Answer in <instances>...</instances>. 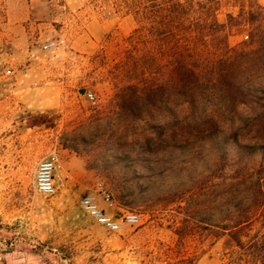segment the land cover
Listing matches in <instances>:
<instances>
[{"label": "rangeland", "instance_id": "rangeland-1", "mask_svg": "<svg viewBox=\"0 0 264 264\" xmlns=\"http://www.w3.org/2000/svg\"><path fill=\"white\" fill-rule=\"evenodd\" d=\"M165 1L160 0V3ZM258 2L264 8V0ZM75 3L77 10L71 13L72 17L68 25L58 24L54 29L57 39L53 42H58V47L53 50L43 49L42 66L45 72L41 87L47 88L59 84L62 87L61 106L52 112L44 113L41 118H37V122L43 124L45 131H59L60 144L78 153L86 159L90 168L99 173L105 180L113 204L117 203L122 209L118 214L122 211L136 212L140 215V222L138 225L126 227L120 233H112L96 224L78 206V212L82 215L81 225L91 228L92 239L89 246L87 245L85 249L78 248L74 245L77 239L74 240L70 236L69 244L56 253L61 255L63 261H57V256L50 255L51 253L45 250V245L43 248H38L44 250L40 252L39 260L41 258L42 262L47 261L48 263L45 264L264 263V251L259 252L252 246L253 239L260 240L264 236V163L260 167L259 158L247 159L250 165L244 173L259 177L261 187L245 193L248 196L246 209L237 212L231 206L229 210L223 212L220 210L221 198L216 187L220 176V165L217 164L215 157L218 135H229L232 126L241 127L246 139L242 142L264 143V114L259 110L252 113L245 111L241 119L231 123L227 111L223 112L225 103L219 99L217 90L213 84H206L205 104L208 106V115L205 121L192 123L190 127L195 125L209 129L196 139L199 143L210 141L211 144L200 152L201 160L194 166L193 171L197 168L201 179L198 191L200 218H211L212 226H201L205 227V230L193 228L189 231L192 234L187 232L180 239L175 234V230L180 227L183 218L184 212L180 207L184 205V200L179 205L177 197L165 195L163 200L156 201L154 192L147 191L141 196L137 188L146 187L156 180L148 176L141 168L143 165L141 163L152 166L153 169H177L179 178H174L170 170H167L163 176L165 179L162 178L166 183L157 184L160 187H168L175 179L185 180L186 169L192 166L181 165L180 151L166 147L169 141L177 144L185 141L179 137L169 138L158 135L159 132L155 127L164 121L163 112L155 118L146 114L138 116L126 109L123 102L125 95L126 99L135 98L134 94L132 96L131 92L124 89L137 84L133 61L147 52L138 50L135 41L129 42L127 38L138 24L150 25L160 21L153 15L155 4L151 0H75ZM227 13L236 15L237 10L223 7L219 13L220 22L225 21ZM231 25L228 40L230 47L253 48L254 46L245 42L251 31L254 34L257 31L252 30L253 28L248 25L245 26L243 21L232 22ZM82 89L85 90L84 94L80 93ZM86 93L94 95L98 101L96 107L88 100ZM178 120L180 126L187 123L182 118ZM210 137L214 140L206 139ZM192 139L190 142L194 141ZM161 141H165L162 142L164 151L155 146ZM147 142L153 145L154 153L151 159L156 160L157 163H149L141 159L143 162L134 166L138 178H125L131 174H125L121 168L106 166L104 163L105 158L121 155L115 152L120 147H124L125 151L132 150L144 158L145 153L141 148ZM161 151L164 153L161 154ZM225 168L228 174H233L231 163ZM128 189L135 191L137 201L134 202V197L121 198ZM172 194H178V197L183 199L188 195L184 192ZM247 209L249 210L246 211ZM247 217L248 221H246ZM56 218L49 219L50 224L45 225L51 226L52 222L57 225ZM238 220L245 223L233 228ZM220 221L222 224H219ZM219 225H225L228 230L223 233L217 228ZM233 233H236L245 244L244 248H239L235 244L231 236ZM122 234L128 235L125 263H121L124 257L120 255L121 252L117 250L115 243L103 242L105 235L110 237ZM9 243V236L4 232L0 233V264H7L6 260L9 263L10 260L15 262L24 259L17 253L12 256L6 255L9 254Z\"/></svg>", "mask_w": 264, "mask_h": 264}, {"label": "trees", "instance_id": "trees-1", "mask_svg": "<svg viewBox=\"0 0 264 264\" xmlns=\"http://www.w3.org/2000/svg\"><path fill=\"white\" fill-rule=\"evenodd\" d=\"M151 2L155 4L153 15L160 21L150 25L138 24L127 38L129 42L135 41L138 50L147 52L133 61L137 84L124 89L131 92L132 96L134 94L135 98L126 99L125 95L123 102L126 109L138 116L146 114L155 118L163 112L165 122L162 121V124L155 127L159 132L158 135L183 139L185 142L181 144L169 141L166 147L180 151L181 165L192 167L186 169L185 180L178 181L177 169H153L152 166L144 165L141 159L149 163H157L156 160L151 159L154 152L150 142L145 143L141 148L145 153L144 158L132 150L125 151L124 147H120L115 152L121 155L105 158L104 163L106 166L121 168L125 174H131L125 178L135 179L138 176L134 166L140 162L143 164L141 168L148 176L156 178L146 187L137 188L141 196L151 191L156 194V201L163 200L165 195L177 197L179 205L184 200V205L180 207L184 212L183 218L180 227L175 230V234L181 239L187 232L192 234L189 231L193 228L205 230V227L201 226H212L211 218H200L198 191L201 179L197 168L193 171L194 166L201 160L200 152L211 144L210 141L199 143L196 139L209 129L195 125L190 127L192 123H202L201 121H205L208 115V106L205 104L206 84H213L217 90L219 99L225 103L223 112L227 111L231 123L241 119L245 111L252 113L259 110L264 114V8L258 0H166L164 3H160V0H151ZM223 7L233 8L237 10V14L227 13L225 21L220 22L219 13ZM238 21H243L245 26L248 25L253 28L252 30L257 31L256 34L251 31L245 42L254 46L253 48L230 47L228 40L231 24ZM179 118L188 125L185 123L184 127L180 126ZM192 138L196 143L190 142ZM217 139L215 157L217 164L220 165V176L216 187L221 198L220 210L224 212L232 206L237 212L243 211L248 204V196L245 193L261 187L259 177L244 173L250 165L247 159L259 158V165L262 167L264 143L242 142L246 140L242 129L234 126L231 127L229 135L221 134ZM162 142L165 141L155 146L164 151ZM163 151L161 154L164 153ZM230 163L232 175L228 174L225 168ZM167 170H170V174L177 179L168 187H160L157 184L166 183L163 176ZM176 192H184L188 195L183 199L178 197V194H172ZM135 196V191L128 189L121 198L134 197L135 202L138 200ZM248 220L247 217L246 221ZM222 221L219 224H222ZM243 223L245 221L238 220L233 228ZM219 226L217 228L223 233L228 230L225 225ZM231 236L239 248H244L245 244L236 233ZM252 246L259 252L264 251V236L260 240L253 239Z\"/></svg>", "mask_w": 264, "mask_h": 264}, {"label": "crops", "instance_id": "crops-1", "mask_svg": "<svg viewBox=\"0 0 264 264\" xmlns=\"http://www.w3.org/2000/svg\"><path fill=\"white\" fill-rule=\"evenodd\" d=\"M76 10L75 0H0V233L9 236L6 255L24 258L7 264L48 263L39 260L43 245L61 262L56 253L70 236L78 248L89 246L91 228L81 225L78 206L83 196L107 187L86 159L60 144L59 131H45L37 122L61 106L59 84L41 87L44 46L57 39L55 27L67 26ZM45 159L56 165L57 193L49 199L35 188L37 166ZM99 204L112 216L122 210L117 203ZM54 217L57 225H45ZM106 236L103 242L115 243L125 263L128 235Z\"/></svg>", "mask_w": 264, "mask_h": 264}, {"label": "built area", "instance_id": "built-area-1", "mask_svg": "<svg viewBox=\"0 0 264 264\" xmlns=\"http://www.w3.org/2000/svg\"><path fill=\"white\" fill-rule=\"evenodd\" d=\"M58 47V42H50L44 46L46 50H53ZM86 97L93 106L98 105V101L91 93H86ZM56 165L52 159H45L39 162L35 174L36 191L43 197H53L57 193ZM113 204V199L109 191L104 186H99L93 193L87 194L80 200L79 206L84 214L91 218L96 224L106 228L112 233H120L126 227L138 225L140 215L136 212L122 211L119 214L109 215L99 204V200Z\"/></svg>", "mask_w": 264, "mask_h": 264}, {"label": "water", "instance_id": "water-1", "mask_svg": "<svg viewBox=\"0 0 264 264\" xmlns=\"http://www.w3.org/2000/svg\"><path fill=\"white\" fill-rule=\"evenodd\" d=\"M80 93H81V94H84V93H85V90H83V89L80 90Z\"/></svg>", "mask_w": 264, "mask_h": 264}]
</instances>
